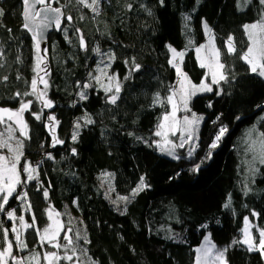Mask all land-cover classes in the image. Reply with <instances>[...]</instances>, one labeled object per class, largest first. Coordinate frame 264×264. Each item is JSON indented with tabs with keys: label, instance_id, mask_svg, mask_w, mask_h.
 <instances>
[{
	"label": "trees",
	"instance_id": "16d2710c",
	"mask_svg": "<svg viewBox=\"0 0 264 264\" xmlns=\"http://www.w3.org/2000/svg\"><path fill=\"white\" fill-rule=\"evenodd\" d=\"M237 3L100 0L97 15L77 0H58L72 20H66L63 30L49 38L47 98L53 107L47 109L34 96H16L31 90L34 41L22 27V0H0L4 12L0 17V108L16 110L21 99L33 101L24 115L29 138H23L24 155L18 168L22 181L27 176L22 171L26 162L38 173L36 180L17 187L27 198L21 201L14 195L6 209L14 211L17 218L23 215L27 223H32L34 215L35 227L41 230L50 222L49 209L69 219L72 215L80 218L84 231L78 229L74 235L86 234L90 243L81 239L76 244L80 243L78 250H87L95 264H195V250L208 233L217 248L228 247L227 264H264L263 256L247 251V245H231L234 239L244 238L245 217L252 220L257 241L258 229H264V165L256 166L259 171L248 178L250 165L243 156L245 130L264 111V78L251 73L238 58L250 43L243 25L258 21L264 5L252 0L241 11ZM205 23L216 36L228 79L213 92L192 99V110L205 116L197 148L191 156L175 159L159 153L151 142L152 131L170 106L154 104L153 98L159 93L164 101L175 88L178 76L169 64L170 47L187 48L184 70L196 82L205 78L207 70L200 67L195 52L206 39ZM81 36L85 48L80 47ZM229 37L236 53H227ZM105 53L115 58L109 61ZM133 58L141 66L139 71L131 70ZM109 63L108 76L115 75L121 85L115 105L107 100L111 93H105L101 86L109 85L108 78L101 83L92 79ZM86 83L91 86L84 88ZM81 92L86 99L80 98ZM32 113L41 114V119L36 120ZM49 116L55 121H49ZM88 119L93 122L87 123ZM52 123L56 138L63 141L54 147ZM221 127L228 131L218 147L211 149ZM259 129L264 133V120ZM196 165L199 169L193 171ZM104 173L111 175L115 194L110 195L102 186ZM141 177L147 187L133 195ZM115 195L127 200H117ZM229 196L231 207L225 208ZM0 223L9 229L13 255L26 264L33 253L51 249L46 245L41 248L35 229L28 228L21 233L27 249L19 251L11 232L13 221L0 213Z\"/></svg>",
	"mask_w": 264,
	"mask_h": 264
},
{
	"label": "snow or ice",
	"instance_id": "6c2138e0",
	"mask_svg": "<svg viewBox=\"0 0 264 264\" xmlns=\"http://www.w3.org/2000/svg\"><path fill=\"white\" fill-rule=\"evenodd\" d=\"M55 2L58 3V0H55ZM77 2L92 9V11L97 15L99 14L100 0H90V2L89 0H77ZM197 2H199V0H197ZM251 2L252 0H238L237 7L239 10L243 11L244 8L251 4ZM161 3H163V0H161ZM259 3L264 5V0H259ZM38 4L43 5V7L39 10L36 9V5ZM128 7L131 9V5H128ZM22 8V17L24 20L22 27L31 33V38L34 41L35 63L32 69L34 76L29 84L31 90L25 91L22 94L16 93V96H34L36 100L42 103L43 108L50 109L53 107V102L46 98L49 82L47 79H45V76L48 75L47 65L45 63L48 50L47 48L43 49L44 54H41V40L43 39L44 30L48 29L52 25H54L57 30H63L61 29V17L63 13L59 7H52L51 0H22ZM150 14L151 13L149 12V15ZM3 15V9H0V17ZM66 19L71 21L72 17L67 16ZM185 19H188V17H185ZM204 27L206 30L210 31L206 23L204 24ZM243 28L247 33L248 41L250 43L247 46V50L242 52L238 58L243 60L249 66L251 73L264 78V12H262L258 21L251 24H245L243 25ZM77 32H79V29H77ZM80 47H86L83 36L80 37ZM93 51L100 53L99 48H94ZM169 51L172 53V58L169 60V64H171L176 71V74L179 78L178 82L180 87L178 89L174 88L171 95L167 96L164 101L160 100L159 93L155 94L153 103L170 104L171 111H166L162 117L159 118L160 122L157 124L158 130L154 132V135L162 138L161 142H157V146L160 147V150L162 152H167L168 155H173L176 147L183 148L185 143L194 142L195 137L193 133L196 131V127L200 120L203 119L202 117H198L195 113H191V118L188 115H184L182 118L178 119L177 113L181 110L184 112H191V109L188 107L191 97L195 96L198 92H212V85H219L221 81H227L228 77L224 73L225 64L220 60L221 53L214 46L208 49V54L206 57L207 62L202 59L200 63L201 68H207V76H210V83L207 82L206 76L205 79H202L199 85L193 84L191 80L188 79L187 75L182 71L181 64L183 61L184 52H178L171 47L169 48ZM196 51L199 53L201 49L197 48ZM236 52L237 49L233 44L232 37H229L227 41V53L232 54ZM103 55L108 56L109 61L115 58L114 55L110 53H105ZM101 63H103V60H101ZM125 63L128 64L129 62L125 61ZM132 65V71H139L141 66L139 64H135L134 58ZM107 67H111V64H106L105 68ZM100 72L101 75L92 77V79H95L97 83H101L102 76H106L108 78L110 82L109 85L104 86L101 84V86L104 88L105 93H111V95L107 97V100L110 104L115 105L118 99H120L119 93L121 92V85L119 82H117V77L115 75L108 76L104 69H100ZM41 73H44V75H41ZM89 75L91 77V73H89ZM124 79H129V76H125ZM41 84L43 85V89L38 86ZM90 86L91 85L88 83L83 85L84 88H88ZM216 94L220 95V92L218 91ZM79 95L81 99H86V95L83 92L79 93ZM176 97H179V99L177 100ZM32 103V100L21 99L19 102V108L16 110L0 108V124H6L7 121L12 122L11 124H7L5 129V132L7 133L6 138H4V133H0V149L6 148L8 152L11 153L9 156L0 155V213H6V216L9 220L18 219L20 228L35 229L38 236V243L41 248L47 244L51 248L57 249V251H44L42 254L40 252H35L33 253L31 259L27 261V264H33V262H35V264H40L41 255L46 264H60L62 260L72 261L73 258L76 257V241L82 239L85 244L90 243L87 235L85 234L80 236L77 234L74 241L73 237L69 235L73 232V229L71 227L65 228V225L59 219H54L51 210L49 211L48 219L52 222L41 230L35 227L36 218L34 215L32 217V223H27L23 215L17 218L14 211H9L5 207L9 204L10 198H12L14 195L21 201L25 200L27 198V193L23 192L21 194L17 192V187L22 184H26L27 181L36 180L38 178L37 168L26 162L22 168V171L27 174L26 180H21L18 164L21 160V157L24 155V141L14 137V133L18 131L20 137H24L25 139L29 138L28 124L24 119V113L30 110ZM209 107H211V104H209ZM32 115L36 120L41 119V114L32 113ZM237 119H239V117H237ZM48 120L55 121V117L49 116ZM92 122L93 121H91V119L87 120V123ZM13 125H15V127H13ZM76 127L78 129L80 125L77 124ZM50 131L53 138V147L56 144L63 143V141L58 140L55 136V124L50 126ZM178 131L180 134V143L177 145L171 139H169V134L176 136ZM227 131L228 129L226 127H221L219 129L214 141L210 145L211 149L218 147V142L222 139ZM255 132L256 129L253 126L247 135L251 138ZM129 135H132V133H129ZM14 138L16 139L15 146L10 143V141ZM76 138V134H73L72 139L75 141ZM252 144L253 147L250 148V151H253L254 155L252 160L249 161V165L250 171L255 174L259 171V169L255 167L256 161H259L260 164L264 165V133H260L256 137L255 141H252ZM256 144L259 145L258 152L255 148ZM71 151L73 155L76 154L75 148H73ZM193 151H195L194 147L189 149L188 155L191 156ZM210 155L211 153L209 152V156ZM48 158H51L50 154H48ZM198 169L199 165H196L193 171H197ZM145 187H147V185L144 182V177H141L139 185L133 190V195L143 191ZM43 195L45 198H47L48 191L44 190ZM122 199L127 200V197ZM30 207L31 205L29 204L28 208ZM224 207H231L230 196ZM59 215V213H55L56 217H59ZM252 215L256 216L257 213L253 212ZM244 224L245 227L242 230L244 238L242 240L234 239L231 242V245L244 244L247 245V251L259 252L261 256H264V229H258L259 239L257 242L256 237H254L251 232L252 225L248 217L244 218ZM0 229L3 231V239H0V244H3L5 241L7 242V247L0 249V264H8L9 259H11L12 264H25L23 260L18 259L13 255V241L8 239L9 229L3 228L2 223H0ZM11 232L14 234L17 249L19 251H24L27 249V244L21 238L19 229L14 226L11 228ZM61 233H63L62 238ZM65 241L66 243H64ZM204 241V244L195 250L197 253L195 264H227L225 253L228 251V247H225L224 249H218L208 237H205ZM60 249L64 250L63 255L60 254ZM69 252H71V254H68ZM80 252L81 256H87L86 249L80 248ZM76 259L81 260V257H76ZM81 264H83V261H81ZM89 264H95V262L90 261Z\"/></svg>",
	"mask_w": 264,
	"mask_h": 264
},
{
	"label": "rangeland",
	"instance_id": "374dc122",
	"mask_svg": "<svg viewBox=\"0 0 264 264\" xmlns=\"http://www.w3.org/2000/svg\"><path fill=\"white\" fill-rule=\"evenodd\" d=\"M254 23V22H253ZM248 24H251V23H248ZM208 29L210 30V31H208V30H206L205 29V34H206V39H205V41L204 42H202L200 45H198L196 48H195V52H196V56H197V58H198V61H199V63H201V60L202 59H204L205 60V62H207V59H206V57H207V54H208V49L210 48V47H212V46H214L217 50H219V48H218V45H217V41H216V36H215V34L213 33V31L210 29V27L208 26ZM203 46V47H202ZM174 48V47H173ZM197 48H200L201 49V51L199 52V53H197V51H196V49ZM175 50H177L178 52H184V57H183V61H182V64H181V67H182V71L187 75V77H188V79L189 80H191V82L193 83V84H195V85H199L200 83H201V81L200 82H196V81H194L190 76H189V74L184 70V67H183V62H184V58H185V56H186V54H187V52H188V49L186 48V49H183V50H178V49H176V48H174ZM171 53V52H170ZM171 58H172V53H171ZM170 58V59H171ZM220 60H221V56H220ZM222 62V61H221ZM43 67V66H42ZM100 69H104V71L106 72V68H105V66L103 67H101ZM100 69L97 71V73H96V75L95 76H98V75H101V72H100ZM206 70H207V68H206ZM207 73H208V70H207ZM207 73H206V76H207ZM205 76V77H206ZM104 77L105 76H102L101 77V82L102 81H104L103 79H104ZM45 79H47V80H49V76L47 75V76H45ZM205 79V78H204ZM93 81H95V83H97L96 82V80L95 79H93ZM179 78L177 79V81H176V84H175V88L176 89H178L179 87H180V85H179ZM207 82H209L210 83V76H207ZM212 87H213V91L216 89V85H212ZM41 89H43V85H41ZM49 90V88L47 89V91ZM212 91V92H213ZM203 93H209V92H198L195 96H197V95H199V94H203ZM195 96H193V97H191V99L189 100V104H188V107L191 109V112H184L183 110H181V111H179L178 113H177V118L178 119H180V118H182L184 115H188L190 118H191V113H195L193 110H192V106H191V101H192V99L195 97ZM47 98V97H46ZM48 99V98H47ZM176 99L178 100L179 99V97H176ZM5 108H7V107H5ZM8 109H11V108H8ZM30 109H31V106H30ZM11 110H15V109H11ZM30 111V110H29ZM171 111V105L169 106V112ZM28 111H26L25 113H27ZM25 113H24V115H25ZM198 117H202L203 119L202 120H200V122H199V124L197 125V127H196V131L193 133V135H194V137H195V139H194V142L193 143H185V146L183 147V148H180V147H176L175 148V150H174V154L173 155H168L167 154V152H162L161 150H160V147H158L157 146V142H161L162 141V138L161 137H157V136H155L154 135V132L156 131V130H158L157 129V127L152 131V133H151V142H152V144H153V146L155 147V148H157V151L159 152V153H161V154H163V155H166V156H169V157H171V158H175V159H177V158H180L181 156H184V155H186V156H189L188 155V152H189V149H191V148H197V144H198V139H199V129H200V126H201V124L204 122V119H205V116L204 115H202V114H197V113H195ZM24 118H25V116H24ZM262 118H264V111L259 115V117L257 118V120H256V122L254 123V124H252L250 127H248L246 130H245V133H244V135H243V142H244V149H243V156H244V160H245V162L246 163H248V165H249V161H251L252 160V158H253V155H254V152L253 151H250V148H252L253 147V144H252V141H255V139H256V137L261 133V131H260V129H259V125L261 124V122L264 120V119H262ZM26 120V119H25ZM27 122V121H26ZM12 122L11 121H7V123L6 124H0V133H4V138H6L7 137V133L5 132V129H6V127H7V124H11ZM54 123V122H53ZM52 123V124H53ZM27 124H28V122H27ZM253 126L255 127V129H256V132L253 134V136L250 138L248 135H247V133L249 132V130H251L252 128H253ZM13 127H15L14 125H13ZM179 131L177 132V134H176V136H172L171 134H169V139H171L174 143H176L177 145L180 143V140H179ZM28 136H29V126H28ZM14 137H16V138H19V139H21V140H23V138L24 137H20V135H19V132L18 131H16L15 133H14ZM10 143L13 145V146H15V144H16V139L14 138V139H12L11 141H10ZM255 148H256V151L258 152V150H259V145L258 144H256L255 145ZM194 152V151H193ZM192 152V153H193ZM0 155H4V156H9V155H11V153H9L8 152V150L5 148V149H0ZM22 158L23 157H21V160H20V162L22 161ZM19 162V163H20ZM258 165H260V163H259V161H256V164H255V167L256 166H258ZM18 166H19V164H18ZM33 166V165H32ZM33 167H35V166H33ZM18 170H19V168H18ZM253 173L250 171V167L248 168V173H247V176H248V178H252L253 177ZM20 178H21V176H20ZM101 184H102V186L105 188V189H107L109 192V194L110 195H112V194H115V191H114V188H113V186H112V178H111V175L110 174H108V173H104V174H102L101 175ZM122 198H124V197H119V196H117V195H115V199H117V200H123ZM52 211V213H53V218L54 219H59L64 225H65V228H68V227H71L72 229H73V232L72 233H70L69 235H71L72 237H73V239H74V241H75V235H74V233H76V232H78V229H80L82 232L84 231L83 230V224H82V221L80 220V218H77V217H75V216H71V218L69 219L68 217H67V215H63V214H61V213H59L58 211H56V210H54V209H49V211ZM49 211H48V214H49ZM55 213H59L60 215H59V217H56L55 216ZM64 217H66V218H64ZM248 219H249V221L251 222V225H252V227H251V232H252V234H253V236H254V232H253V222H252V220L250 219V217H248ZM13 221V223H12V227H17L18 229H19V231H20V234L25 230L24 228H20V226H19V223L16 221V220H12ZM26 221V220H25ZM27 222V221H26ZM51 220H50V222H49V224H51ZM48 224V225H49ZM244 227H245V224H244ZM260 229H263V228H260ZM77 234H79V233H77ZM80 236L82 235L81 233L79 234ZM63 237V233H61V238ZM206 237H208L210 240H211V242L213 243V244H215L216 245V243L214 242V240L212 239V236H211V234L210 233H208V235L206 236ZM8 239H9V237H8ZM10 240V239H9ZM76 242H78V241H76ZM205 242V241H204ZM204 242H203V244H204ZM258 242V241H257ZM64 243H66V241L64 242ZM78 245H80V243H78L77 244V249H76V257H81V260H77L76 259V257H74L73 258V260L72 261H63L64 262V264H81V261H83V264H89V262L90 261H92L91 259H90V257L89 256H81V252H80V250H78ZM50 247L49 245H47L46 244V247ZM217 246V245H216ZM4 247H7V242L5 243V246ZM4 247H0V249H2V248H4ZM218 247V246H217ZM83 248V247H82ZM218 249H220V248H218ZM45 251H57V249H53V248H51V249H46ZM61 251H63V249H60L59 250V252H60V254L61 255H63L62 253H61ZM68 254H71V252H69ZM16 257H19V256H17L16 255ZM263 258H264V256H263ZM30 260V259H29ZM12 262H11V259H9V262H8V264H11ZM33 264H35V262H33ZM40 264H46V262L43 260V257L41 256V258H40ZM60 264H61V262H60Z\"/></svg>",
	"mask_w": 264,
	"mask_h": 264
},
{
	"label": "water",
	"instance_id": "95a60500",
	"mask_svg": "<svg viewBox=\"0 0 264 264\" xmlns=\"http://www.w3.org/2000/svg\"><path fill=\"white\" fill-rule=\"evenodd\" d=\"M43 7V5H36V9L37 10H39L40 8H42ZM52 7H56V6H54V5H52ZM61 9V8H60ZM61 11H62V13H63V15H62V17H61V28H62V26H63V16H64V10L63 9H61ZM23 18V17H22ZM23 23H24V20H23ZM54 30H57L56 28H55V26L54 25H52V26H50L48 29H46V30H44V33H43V39L41 40V54L43 55L44 53H43V49H45V48H47V50H48V39H49V35H50V33L51 32H53ZM29 34L31 35V33L29 32ZM45 63L47 64V71H48V73L50 72V70H51V68H50V65H49V54H48V51H47V57H46V61H45ZM41 75H44V73H41ZM39 87H41V85H38ZM119 96H120V93H119ZM119 100V99H118ZM48 109V108H47ZM15 126V125H14ZM18 259H21V260H23L24 262H25V260L23 259V258H21V257H17ZM12 262V261H11ZM12 264V263H11ZM25 264H26V262H25Z\"/></svg>",
	"mask_w": 264,
	"mask_h": 264
},
{
	"label": "flooded vegetation",
	"instance_id": "af4514ba",
	"mask_svg": "<svg viewBox=\"0 0 264 264\" xmlns=\"http://www.w3.org/2000/svg\"><path fill=\"white\" fill-rule=\"evenodd\" d=\"M108 1H109V0H108ZM51 3H52V5H54V6H56V7H59V8H61V9L64 10L63 26H62V28H61V29H63V27H64V25H65V21L67 20V19H66V17H67L66 10H65V8L63 7V5H58L57 2H55V0H51ZM101 4H102V3H101ZM129 5H131V7H132V4H129ZM55 31L58 32V31H60V30H54L53 32H51L50 35H49V38L51 37V35H52ZM49 40H50V39H48V47H49ZM50 71H51V70H50ZM49 73H50V72H49ZM49 73H48V74H49Z\"/></svg>",
	"mask_w": 264,
	"mask_h": 264
}]
</instances>
